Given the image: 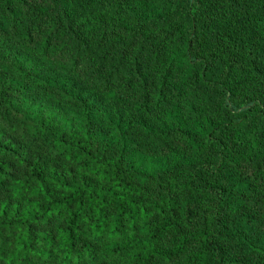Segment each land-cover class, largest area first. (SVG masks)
Returning a JSON list of instances; mask_svg holds the SVG:
<instances>
[{"label":"trees","instance_id":"16d2710c","mask_svg":"<svg viewBox=\"0 0 264 264\" xmlns=\"http://www.w3.org/2000/svg\"><path fill=\"white\" fill-rule=\"evenodd\" d=\"M95 263L264 264V0H0V264Z\"/></svg>","mask_w":264,"mask_h":264},{"label":"rangeland","instance_id":"374dc122","mask_svg":"<svg viewBox=\"0 0 264 264\" xmlns=\"http://www.w3.org/2000/svg\"><path fill=\"white\" fill-rule=\"evenodd\" d=\"M51 79H53V78H51ZM61 84H62L63 89L66 91H69V87H74V88L78 87V85L75 82L72 83V81L67 80V79H64L62 82L58 81L59 87L61 86ZM62 87H60V88L62 89ZM117 117L121 118L120 125L125 124L126 122H128L127 120L130 119V117L126 113H120V112H117V114L113 117L114 120H116ZM139 160L140 159H137L136 162ZM138 166L140 167L141 170H143L144 172H147V173H151V172H154L156 170L155 164L153 162H150L149 160H146V162L140 160L138 162ZM106 243H109V241H106Z\"/></svg>","mask_w":264,"mask_h":264}]
</instances>
